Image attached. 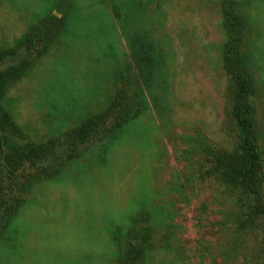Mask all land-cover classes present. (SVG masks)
Returning a JSON list of instances; mask_svg holds the SVG:
<instances>
[{"label":"rangeland","instance_id":"1","mask_svg":"<svg viewBox=\"0 0 264 264\" xmlns=\"http://www.w3.org/2000/svg\"><path fill=\"white\" fill-rule=\"evenodd\" d=\"M225 3L264 150V0H0V52L29 59L0 75V264H264V164L257 198L217 164L244 158Z\"/></svg>","mask_w":264,"mask_h":264},{"label":"trees","instance_id":"2","mask_svg":"<svg viewBox=\"0 0 264 264\" xmlns=\"http://www.w3.org/2000/svg\"><path fill=\"white\" fill-rule=\"evenodd\" d=\"M225 24L230 32L226 43L224 54V66L228 75L235 84V97L233 104V117L243 131V139L240 148L244 152V158L239 164H234L229 159L218 161L222 172L227 178H235L245 192L252 194L255 198L259 196L258 179L261 166L264 164V150L260 147L257 137L253 133V122L251 116L255 113V108L250 101V89L244 75L236 68L232 57L235 41L238 39V29L236 20L228 4H224ZM29 63L28 55L23 51H14L9 55L0 52V75L18 73L27 67ZM95 119L89 120L92 124ZM91 132V131H89ZM88 131L83 130V134H68L63 139L54 143H49L41 147V155L38 162H33L35 167L46 171H53L61 167L64 162L74 155L79 154L86 146V141L91 136ZM3 149L0 140V182L4 189H8V181H12L9 192L14 191L16 185V175L1 161ZM2 209V208H0ZM3 209H8L7 203ZM256 213L264 215V208L253 206Z\"/></svg>","mask_w":264,"mask_h":264}]
</instances>
